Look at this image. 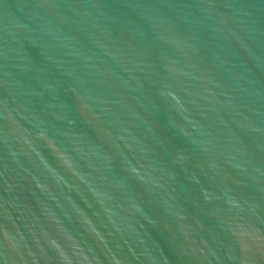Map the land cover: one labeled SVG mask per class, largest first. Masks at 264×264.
<instances>
[{"label": "water", "instance_id": "95a60500", "mask_svg": "<svg viewBox=\"0 0 264 264\" xmlns=\"http://www.w3.org/2000/svg\"><path fill=\"white\" fill-rule=\"evenodd\" d=\"M0 264H264V0H0Z\"/></svg>", "mask_w": 264, "mask_h": 264}]
</instances>
